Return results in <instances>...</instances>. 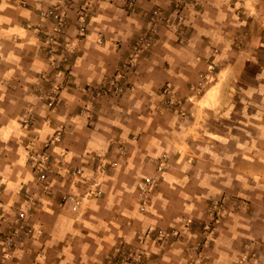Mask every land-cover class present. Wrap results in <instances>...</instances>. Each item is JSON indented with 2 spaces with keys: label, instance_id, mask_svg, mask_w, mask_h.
Masks as SVG:
<instances>
[{
  "label": "crops",
  "instance_id": "0c3cea01",
  "mask_svg": "<svg viewBox=\"0 0 264 264\" xmlns=\"http://www.w3.org/2000/svg\"><path fill=\"white\" fill-rule=\"evenodd\" d=\"M51 1L0 0V205L9 216L0 229L7 228L25 187L38 194L29 215L34 234L17 244L6 264H105L128 229L174 225L180 215L200 214L211 197H225L229 207L206 249V264H264V0H182L184 37L162 29L132 72L131 88L88 104L83 89L114 74L143 13L156 5L167 12L176 2L136 0L128 11L126 0H91L88 31L69 66L71 83L49 110L36 90L49 70L37 27ZM69 16L73 35V10ZM210 53L218 63L216 80L191 97L188 83L203 67L194 57ZM165 83L185 99L187 117L161 108L158 92ZM27 109L36 120L24 126ZM55 132L60 139L52 147L46 194L31 171L27 144L33 139L39 149ZM161 151L168 154L162 187L140 212L137 183L154 173L150 158ZM98 158L115 166L102 175ZM70 166L82 172L72 175ZM94 182L102 195L92 191L78 213L58 205L59 191L82 194ZM180 248L148 264H183L175 256Z\"/></svg>",
  "mask_w": 264,
  "mask_h": 264
},
{
  "label": "built area",
  "instance_id": "2783aa9c",
  "mask_svg": "<svg viewBox=\"0 0 264 264\" xmlns=\"http://www.w3.org/2000/svg\"><path fill=\"white\" fill-rule=\"evenodd\" d=\"M135 4L136 0H127L126 3L128 8H134ZM91 7V0H85L82 3H78L76 0H53L41 12L44 23L43 27H37V31L41 35L49 70L40 76L41 80L37 83L36 90L38 97L49 110L56 107L62 90L71 83L69 68L71 58L77 40L84 37L88 31ZM184 8L179 0L168 12L157 7L153 8L149 12L146 25L135 34L128 55L119 63L114 74L108 75L96 85H87L83 89L90 99L94 100L104 95H121L131 87L130 76L137 68L140 57L152 48L158 34V27L161 24H164L177 37H184L187 32ZM72 10L75 14V33L73 35L68 32L69 15ZM215 69L214 61L207 63L206 67L198 72L197 81L190 83L191 89L195 88L194 92L203 89L214 76ZM172 92L170 87L166 85L163 87L161 95H163V106L175 111L179 109V101ZM179 113L183 114L184 111L180 109ZM35 120V116L29 109L21 117V123L24 126L32 125ZM59 139V132H55L43 140L39 149L33 146V139L27 144L31 171L34 178L41 183L43 193L49 192L52 147ZM69 172L77 175L81 169L72 166L69 168ZM146 181H149V178H146ZM100 192V190H95L94 194L98 195ZM21 196V201L16 203L7 228L0 229V264H6L12 258V250L23 238L34 234V226L29 220V215L38 206V194L25 187ZM82 200L80 195L68 192L61 196L59 204L70 211H78L82 205ZM8 217V213L3 212L0 205V220H7Z\"/></svg>",
  "mask_w": 264,
  "mask_h": 264
},
{
  "label": "rangeland",
  "instance_id": "374dc122",
  "mask_svg": "<svg viewBox=\"0 0 264 264\" xmlns=\"http://www.w3.org/2000/svg\"><path fill=\"white\" fill-rule=\"evenodd\" d=\"M179 1L182 2V0H179ZM126 3H127V0L125 1L124 6L126 7L128 11H133L137 5V2H136L134 8H128ZM156 7L164 11V9L159 5H156L153 8H156ZM153 8L143 13L142 25L139 28L138 32H140L144 28V25H146L149 12ZM162 29L166 32L173 33L167 27H165L164 24H161L158 27V34L156 36V40L152 48L148 52L143 54L140 57V59L142 57H145L153 49V47L158 43ZM138 32H136L135 34H137ZM135 34L131 36L129 47L126 50V53L120 59L119 63L122 61L124 57L128 55V52L131 48V43H132V40ZM194 59L196 61H201L203 63V67L197 70L195 79L188 83V89L191 92L189 94L191 97L198 98L200 95H202L205 92L206 89H208L210 85H212L215 82L216 80L215 75H216V72H218L217 71L218 63L213 53H210L206 56L197 55L194 57ZM211 61H214L216 64L214 76L209 81V83L205 85L203 89H201L199 92H194L195 88L191 89L190 83H195L197 81L198 72L204 69L207 63ZM130 79H131V76H130ZM166 85L170 87V90L173 91L172 93L174 94V97L179 101L178 110H175V111L170 110L163 106V98H162L163 95H161V91L163 87ZM158 96H159V103L161 104L162 109L172 112L174 115L178 116L181 119L187 117V113L184 108L185 99L178 97V94L176 90L173 89L172 85H169L166 83L163 84L159 89ZM95 100L96 99L91 100L90 97L88 96L87 103L93 104ZM180 109L184 111L183 114L179 113ZM151 160L152 162L155 163V171L154 173H148L141 177V179L137 183L136 191L134 195V199L137 202V208L140 212H144L146 210V208L148 207L150 203V199L152 195L156 191L157 192L160 191L162 187V181H163L162 173L166 171L168 168V154L166 151H161L158 155L151 157L150 161ZM95 164H96V170L100 174L105 175L107 174L110 167L115 166V161L107 162L103 160V158H98L96 159ZM70 167L67 168L68 172H69ZM146 178H149V181H146ZM93 185H94L93 189L89 191H85L82 194H78L83 199L82 205L78 211L76 210L72 212L78 213L80 211V209L86 203L85 200L93 196L91 195L92 191L93 193L95 190L101 191V189L98 186V182H94ZM50 187H51V183H50ZM68 192L69 191H59L60 199L64 193H68ZM48 193H51V188H49ZM101 195H102V191L98 195L94 194V196L96 197L101 196ZM58 205L61 208H64L63 206L59 204V202H58ZM227 206L229 207L225 197H211L207 199V201L204 203L203 211L200 214L196 216L180 215V217L177 218V221L174 225L170 224V225L165 226V225L149 224L146 226L139 227L137 229H132V230L128 229L126 232H124L123 235H120V239L113 245L112 249L109 251L105 259V264H130V263L131 264H148L149 260H151L152 258H155L160 255H165L167 254V252L169 255V252H171L172 247L177 246V245L181 246L180 248L181 250H180V254L175 255V256L176 257L179 256L180 258L178 259L182 260L183 264H206V261H207V258L205 255L206 249L212 246V241H213V237L216 232V229L218 225H220L221 222L225 220V216L228 212ZM64 209H67V208H64Z\"/></svg>",
  "mask_w": 264,
  "mask_h": 264
}]
</instances>
